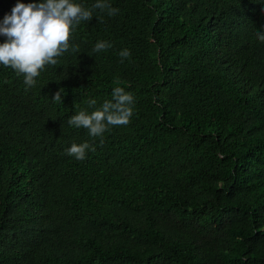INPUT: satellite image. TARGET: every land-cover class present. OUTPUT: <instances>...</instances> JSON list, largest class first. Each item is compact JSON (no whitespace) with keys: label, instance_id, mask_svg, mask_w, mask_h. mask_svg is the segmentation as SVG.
<instances>
[{"label":"trees","instance_id":"trees-1","mask_svg":"<svg viewBox=\"0 0 264 264\" xmlns=\"http://www.w3.org/2000/svg\"><path fill=\"white\" fill-rule=\"evenodd\" d=\"M108 3L35 86L0 64V264H264V0ZM115 87L127 125L68 124Z\"/></svg>","mask_w":264,"mask_h":264},{"label":"clouds","instance_id":"clouds-1","mask_svg":"<svg viewBox=\"0 0 264 264\" xmlns=\"http://www.w3.org/2000/svg\"><path fill=\"white\" fill-rule=\"evenodd\" d=\"M97 9L101 13L107 12L109 16H114L119 11L113 8L108 0H97L91 9H86L73 0L17 3L0 26V34L7 37L6 42L0 43V64L16 70L18 75L23 74L27 87L35 86V78L40 75V70L46 64L56 65L57 58L69 50L72 53L79 52L78 45L70 44V37L81 21H90L93 18V12ZM97 17L99 22H102L101 17ZM256 36L264 42V32L258 31ZM110 47L109 42L99 41L93 51L100 52ZM119 55L123 62V59L129 58L131 54L129 50L124 49ZM61 92L55 94L53 101L62 102ZM111 96V100H105L91 113L81 110L70 116L68 124L74 128L87 129L93 138L102 136L110 126L127 125L133 115V95L122 87H115ZM88 103L89 107H93L97 101L91 99ZM89 148L88 143H74L66 148L65 152L82 160Z\"/></svg>","mask_w":264,"mask_h":264}]
</instances>
